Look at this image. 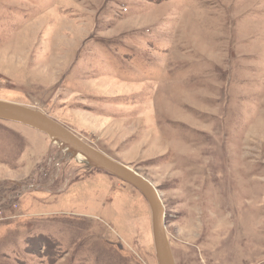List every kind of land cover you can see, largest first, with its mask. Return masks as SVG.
Instances as JSON below:
<instances>
[{
	"label": "rangeland",
	"instance_id": "374dc122",
	"mask_svg": "<svg viewBox=\"0 0 264 264\" xmlns=\"http://www.w3.org/2000/svg\"><path fill=\"white\" fill-rule=\"evenodd\" d=\"M0 100L151 181L176 264H264V0H0ZM63 158L0 120V264H157L139 191Z\"/></svg>",
	"mask_w": 264,
	"mask_h": 264
},
{
	"label": "water",
	"instance_id": "95a60500",
	"mask_svg": "<svg viewBox=\"0 0 264 264\" xmlns=\"http://www.w3.org/2000/svg\"><path fill=\"white\" fill-rule=\"evenodd\" d=\"M0 120L19 123L46 134L51 143L58 144L61 159L65 154L68 158L81 156L86 164L104 170L137 189L149 206L157 264H176L165 230V208L157 188L151 181L132 168L91 147L64 125L40 110L0 100ZM57 163L59 160L53 163V166ZM53 177L52 175L51 178Z\"/></svg>",
	"mask_w": 264,
	"mask_h": 264
}]
</instances>
